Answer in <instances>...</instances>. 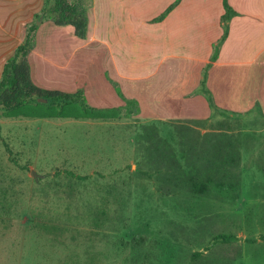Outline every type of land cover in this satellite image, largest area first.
<instances>
[{
    "label": "rangeland",
    "instance_id": "obj_1",
    "mask_svg": "<svg viewBox=\"0 0 264 264\" xmlns=\"http://www.w3.org/2000/svg\"><path fill=\"white\" fill-rule=\"evenodd\" d=\"M69 1L86 9L83 35L55 24L45 0H0V43L10 42L0 79L16 46L29 38L33 83L81 90L96 114L57 116L35 105L37 114L9 116L0 107V264H264V63L249 65L247 80L233 79L230 89L233 102L252 105V126L243 125L240 113H232L233 120L217 110L210 95L208 112L192 109L197 101L190 93L162 103L145 80L120 77L114 40L118 7L129 6L134 33L147 37L149 30L138 27L159 22L158 15L144 21L137 12L162 2ZM232 1L243 14V0ZM196 2L179 39L183 52L185 31L209 15L196 8L216 6V0ZM249 2L262 16L255 19L261 30L255 43L263 47L264 0ZM119 27L120 36L131 39L125 23ZM240 42L237 54L245 57L253 42ZM130 47L124 48L129 61ZM139 50L144 58L145 49ZM153 97L158 111L151 109ZM195 181L206 188L194 190ZM219 233L240 240L206 250ZM197 251L203 255L194 259Z\"/></svg>",
    "mask_w": 264,
    "mask_h": 264
},
{
    "label": "crops",
    "instance_id": "obj_2",
    "mask_svg": "<svg viewBox=\"0 0 264 264\" xmlns=\"http://www.w3.org/2000/svg\"><path fill=\"white\" fill-rule=\"evenodd\" d=\"M171 1L160 0L162 2L161 5L158 4V1L153 6H143V10H138L137 12L138 19L142 18L145 21L148 17L159 15L171 4ZM249 1L251 0H243L246 6L244 7L245 11H243V14L250 17L241 18L242 22L238 23H236L237 19H239L237 17L243 14L237 8H234L235 5L232 0H229V2L237 13L226 24L222 22V15L224 14V8L221 7L223 6L222 0H216L214 8L211 7L206 10L196 8V12L198 11V13L202 14L206 11V13L209 12V15H207L206 22L194 23L193 29L190 28V30L185 31H188L185 34L186 42H184L187 44L188 50L185 52L178 50L179 39L181 38L182 30L186 29L188 24L191 23V18L187 17L186 14L190 12L188 9L190 6L197 4L196 0H181L159 22L149 24L148 26H145V23H140L139 29L149 30L147 37L137 36L134 33L136 26L133 25V13L128 9L129 6H126L127 8L124 9L123 7H118L120 10L118 17L115 16L116 20L114 24L115 66L117 72L120 73V77L131 78L138 84L140 83V85L141 81L145 80L151 95L162 96V103H165V97H176V95L190 93L195 94L193 98L197 101L195 107L193 106L192 109L194 108L195 112H208L210 102L207 99L211 97V104L217 110L224 114L227 113L233 120H236V118L232 116V113H240L243 125L252 126V124L257 122V119L248 113L252 105L240 100L233 102L230 92L233 79L238 77L247 80L250 76L248 71L249 65L257 63L259 66L261 63H264V59L261 57L264 53V44L261 47L260 43L259 45L255 43L256 39H259L261 36L260 27L255 23V19L259 22L262 20V16L260 15L261 13H257L258 8L256 6L251 7ZM122 22L125 23L128 33L131 31V39H125L124 36H120L119 31L123 29L119 27V24ZM225 25L228 32L226 37L223 38ZM193 30L195 31L194 34L189 33L193 32ZM246 37L252 39V49H250L245 57L238 56L237 53L241 50V45H239L241 43L240 40ZM146 39H148V43ZM135 40H137L139 46L137 51H134ZM126 44H131L130 48L134 54L130 55V61H138L139 64L134 62L131 68L123 69L121 66L122 60L130 62L124 54ZM139 48L145 49L143 51L145 52L143 54L144 58L139 57V54H141ZM8 49H10L9 39L3 40L0 43V60H3V56H5ZM214 54L216 57L212 59ZM2 66L3 64L1 68ZM243 90L244 87H242L241 91ZM242 93L245 94L244 92ZM215 96L218 98L217 102L214 101ZM256 101L257 99L254 100V103ZM150 103L152 105L151 109L154 111L159 110V102L155 97L151 98ZM197 116L208 117L209 115ZM150 118L155 121L157 119L160 120L161 116L151 115ZM262 130L260 129L261 132H263Z\"/></svg>",
    "mask_w": 264,
    "mask_h": 264
},
{
    "label": "trees",
    "instance_id": "obj_3",
    "mask_svg": "<svg viewBox=\"0 0 264 264\" xmlns=\"http://www.w3.org/2000/svg\"><path fill=\"white\" fill-rule=\"evenodd\" d=\"M175 0L156 18L157 21L163 20L166 15L180 2ZM224 14L222 21L226 23L236 11L231 6L229 0H222ZM48 12L55 24L64 26L70 25L76 35H83L88 24L86 9L82 4L72 3L69 0H45ZM227 26L224 28L223 38L227 35ZM31 45L29 38L24 43H19L14 51L13 57L6 62L0 79V107L9 116H21L37 114L35 105L49 106L54 112L51 115L66 116L70 111L76 110L84 115L95 116L85 103L84 93L81 90L68 92L61 89H45L35 85L32 81L28 54ZM216 55L212 56L214 59ZM47 98V103L39 102L38 98ZM173 160V158H170ZM72 174V173H71ZM73 175V174H72ZM78 177V176H77ZM79 179L86 176L78 177ZM194 190H204V182L195 181L192 183ZM264 239V235H261ZM240 240L234 233H219L205 246L206 250H211L215 245L228 244ZM248 242H255L256 239L247 238ZM203 255L202 251L194 252V259Z\"/></svg>",
    "mask_w": 264,
    "mask_h": 264
},
{
    "label": "water",
    "instance_id": "obj_4",
    "mask_svg": "<svg viewBox=\"0 0 264 264\" xmlns=\"http://www.w3.org/2000/svg\"><path fill=\"white\" fill-rule=\"evenodd\" d=\"M38 100H39L40 102H44V103H47V102H48V99H47V98L39 97ZM33 174H35V173L33 172ZM35 176H37V175L35 174Z\"/></svg>",
    "mask_w": 264,
    "mask_h": 264
}]
</instances>
